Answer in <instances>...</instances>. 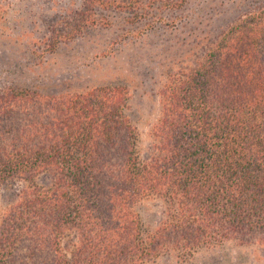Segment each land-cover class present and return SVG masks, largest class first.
Masks as SVG:
<instances>
[{
  "label": "trees",
  "instance_id": "obj_1",
  "mask_svg": "<svg viewBox=\"0 0 264 264\" xmlns=\"http://www.w3.org/2000/svg\"><path fill=\"white\" fill-rule=\"evenodd\" d=\"M80 17L50 30L46 54L82 31ZM41 87L0 82V190L20 184L0 195V264H146L228 242L264 248V6L192 66L167 68L141 156L125 82ZM144 199L163 205L153 227L136 211Z\"/></svg>",
  "mask_w": 264,
  "mask_h": 264
},
{
  "label": "rangeland",
  "instance_id": "obj_2",
  "mask_svg": "<svg viewBox=\"0 0 264 264\" xmlns=\"http://www.w3.org/2000/svg\"><path fill=\"white\" fill-rule=\"evenodd\" d=\"M104 2L89 10L85 0H0V82L42 86L48 94L98 81L125 82L129 87L125 113L136 132L139 156L150 144L149 130L158 113L157 89L167 68L185 62L192 66L228 25L264 6V0ZM81 15L89 18L82 31L46 54L50 30H63V22L85 19ZM47 182L40 177L36 185ZM19 186H5L0 195ZM136 211L143 225L153 227L163 205L144 199ZM146 264H264V248L228 242L195 250L189 258L163 254Z\"/></svg>",
  "mask_w": 264,
  "mask_h": 264
}]
</instances>
